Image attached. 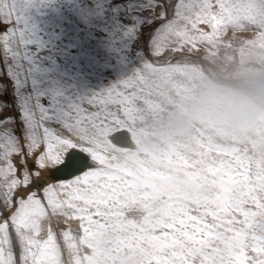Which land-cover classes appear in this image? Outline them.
<instances>
[{
  "label": "snow or ice",
  "instance_id": "obj_1",
  "mask_svg": "<svg viewBox=\"0 0 264 264\" xmlns=\"http://www.w3.org/2000/svg\"><path fill=\"white\" fill-rule=\"evenodd\" d=\"M250 13L264 18V0H0V264H217L222 241L227 264H264L229 189L137 219L147 200L109 151L147 26L155 55Z\"/></svg>",
  "mask_w": 264,
  "mask_h": 264
},
{
  "label": "rangeland",
  "instance_id": "obj_2",
  "mask_svg": "<svg viewBox=\"0 0 264 264\" xmlns=\"http://www.w3.org/2000/svg\"><path fill=\"white\" fill-rule=\"evenodd\" d=\"M250 17L215 34L201 25L207 35L170 41L155 55L148 51L153 26L137 42L145 66L109 117L111 130L127 129L136 144L124 150L110 143L109 151L147 200L137 219L148 213L160 220L207 203L223 186L235 218H254L255 233L264 237V18ZM218 249L217 264H227L231 242Z\"/></svg>",
  "mask_w": 264,
  "mask_h": 264
},
{
  "label": "bare ground",
  "instance_id": "obj_3",
  "mask_svg": "<svg viewBox=\"0 0 264 264\" xmlns=\"http://www.w3.org/2000/svg\"><path fill=\"white\" fill-rule=\"evenodd\" d=\"M189 59H191V61H192V63L193 62H195L194 64L198 67H200V68H202V69H205V66H204V64L202 63V62H200L199 60H197V59H195V58H189ZM232 84V83H231ZM233 86V85H232ZM234 90H236V91H238V92H243L244 90L239 86V85H237V87H234ZM127 133H128V136H129V143L128 144H125V145H122L120 142H118V141H114V140H112L111 141V144H113V145H115V146H117V147H120V148H125L124 150H126V148H129V149H132V150H134V149H136V144H135V142H134V140H133V137H132V135H131V133L127 130V129H124ZM157 207H158V205H157ZM156 207V208H157ZM172 208V207H171ZM150 210V209H149ZM148 210V211H149ZM170 210V209H169ZM173 210V209H172ZM175 211V210H174ZM179 211H181V210H179ZM152 213V212H151ZM171 213H173L174 214V212H171ZM171 213H169L170 215H171ZM137 214H138V212H137ZM148 214V213H147ZM153 214V213H152ZM132 215H135V213H132ZM157 215V214H156ZM165 216H167L166 215V213H165ZM235 216L238 218V216L235 214ZM164 218V217H163ZM162 219V218H161ZM260 225H262V224H260ZM263 228V227H262ZM261 228V229H262ZM256 231V230H255ZM257 232V231H256ZM263 236V235H262ZM223 244H224V242H223ZM227 247V246H226ZM215 251V250H214ZM220 251V250H219ZM221 255V254H220ZM218 256V255H217ZM216 256V257H217ZM218 258V257H217ZM217 260V259H216ZM227 260V259H226ZM220 262H222V261H220ZM225 263V262H224ZM223 264V263H222Z\"/></svg>",
  "mask_w": 264,
  "mask_h": 264
},
{
  "label": "water",
  "instance_id": "obj_4",
  "mask_svg": "<svg viewBox=\"0 0 264 264\" xmlns=\"http://www.w3.org/2000/svg\"><path fill=\"white\" fill-rule=\"evenodd\" d=\"M112 140L120 142L122 145L129 143L128 133L124 129L116 130Z\"/></svg>",
  "mask_w": 264,
  "mask_h": 264
}]
</instances>
